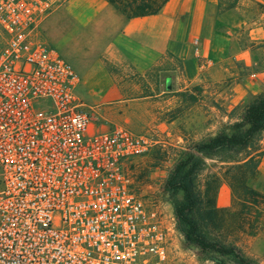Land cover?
<instances>
[{
    "label": "built area",
    "instance_id": "1",
    "mask_svg": "<svg viewBox=\"0 0 264 264\" xmlns=\"http://www.w3.org/2000/svg\"><path fill=\"white\" fill-rule=\"evenodd\" d=\"M68 1L0 0V264H167L176 220L126 167L149 137L90 130L79 74L38 36Z\"/></svg>",
    "mask_w": 264,
    "mask_h": 264
},
{
    "label": "rangeland",
    "instance_id": "2",
    "mask_svg": "<svg viewBox=\"0 0 264 264\" xmlns=\"http://www.w3.org/2000/svg\"><path fill=\"white\" fill-rule=\"evenodd\" d=\"M80 2L97 8L87 14L95 28L88 30L89 34L82 20L76 26L73 20H63L69 2L53 11L38 29V36L74 70L78 64L85 65L99 57L96 47L102 39L115 35L119 25L111 21L105 8L100 10V4L96 6L93 0ZM202 35L209 39L204 52L209 65L192 49L193 61L185 65L183 60L167 55L163 65L124 79L129 89L127 96L133 99L129 107L99 105L85 97L82 108L91 118L90 130L117 126L149 137L147 152L129 160L126 167L138 193L167 217L174 216L173 202L182 199L181 192L166 190L167 179L179 162L197 159L192 183L201 198L199 223L203 232L209 239L234 246L243 264H264V129L256 132L241 150L202 154L194 149L219 133L233 132L235 126L244 129L245 108L264 94V0L209 1ZM2 42L0 35V46ZM223 46L229 51L227 57L211 52ZM184 70L192 80H185ZM167 78L171 81L168 90ZM237 95H241L238 101ZM246 156L257 159L258 172L248 180L241 197L255 201L257 207L236 202L227 177L232 161ZM249 190L257 192V196H250ZM173 230L167 264H237L233 259L186 244L177 220Z\"/></svg>",
    "mask_w": 264,
    "mask_h": 264
},
{
    "label": "crops",
    "instance_id": "3",
    "mask_svg": "<svg viewBox=\"0 0 264 264\" xmlns=\"http://www.w3.org/2000/svg\"><path fill=\"white\" fill-rule=\"evenodd\" d=\"M80 1H68L70 4L62 14L63 20L65 22L73 20V26H76L77 21L82 20L87 35L88 30L95 29L87 14L89 10L97 8ZM209 1L211 0H167L156 14L121 20L120 15L107 6L105 1L93 0L97 3L96 6L100 4V10L105 8L107 16L112 17L113 23L119 25L115 35L113 33L108 39H102L96 47L99 57L93 62L86 61L85 65H76V71L78 70L80 76L78 98L82 101L85 97H90L99 105L106 104L124 109L125 106L129 107V102L133 100L127 96L129 89L125 78L136 72L163 65L167 55L183 60L184 65L191 63L193 58L190 56V50L193 51L195 40L198 43L200 56L207 58L205 53L209 39L202 35V28ZM211 52L221 58L229 55L225 46ZM240 55L237 54V57ZM183 75L185 80L193 79L187 70L183 71ZM187 86L181 87L180 90ZM240 98L241 95H237L236 101ZM114 128L123 127L115 126L112 129ZM91 130L106 131L102 126L92 127Z\"/></svg>",
    "mask_w": 264,
    "mask_h": 264
},
{
    "label": "trees",
    "instance_id": "4",
    "mask_svg": "<svg viewBox=\"0 0 264 264\" xmlns=\"http://www.w3.org/2000/svg\"><path fill=\"white\" fill-rule=\"evenodd\" d=\"M107 2L123 20L156 14L167 0H104ZM244 129L241 125L233 129L231 133H219L211 138L207 143L200 144L194 149L202 154H209L216 151H234L241 150L247 146L254 134L264 129V94L249 104L243 112ZM243 126V125H242ZM248 156V155H247ZM232 161L233 165L228 167L227 177L236 202L256 206L255 201L247 200L241 197V191L248 180L258 172V161L252 157ZM191 157H193L191 155ZM195 163L197 159L184 160L179 162L169 178L165 187L168 192L182 193L180 201L173 202V213L177 220L179 231L181 232L186 244L194 245L201 251H209L220 256L233 259L237 264H243L244 261L239 257L235 247L223 244L216 239H209L202 230L199 223V206L201 204L200 196L194 191L192 176L198 169ZM189 164V167L186 166ZM250 196H257V192L250 191ZM199 216V217H198Z\"/></svg>",
    "mask_w": 264,
    "mask_h": 264
},
{
    "label": "water",
    "instance_id": "5",
    "mask_svg": "<svg viewBox=\"0 0 264 264\" xmlns=\"http://www.w3.org/2000/svg\"><path fill=\"white\" fill-rule=\"evenodd\" d=\"M170 87H171V81H170L169 78H167V79L165 80V88H166V89H170Z\"/></svg>",
    "mask_w": 264,
    "mask_h": 264
}]
</instances>
